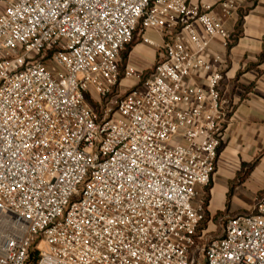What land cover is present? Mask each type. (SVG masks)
Wrapping results in <instances>:
<instances>
[{"label":"built area","instance_id":"built-area-1","mask_svg":"<svg viewBox=\"0 0 264 264\" xmlns=\"http://www.w3.org/2000/svg\"><path fill=\"white\" fill-rule=\"evenodd\" d=\"M239 1L217 0L219 16L192 0H9L0 264H264V194L215 236L195 201L231 119L210 49L232 42ZM152 31L158 60L139 83L122 54Z\"/></svg>","mask_w":264,"mask_h":264},{"label":"crops","instance_id":"crops-1","mask_svg":"<svg viewBox=\"0 0 264 264\" xmlns=\"http://www.w3.org/2000/svg\"><path fill=\"white\" fill-rule=\"evenodd\" d=\"M8 2L0 0V12ZM192 3L213 4L215 13L223 14L217 0H192ZM225 20L232 32V42L225 45L216 39L210 56L220 55L222 58L217 68L225 73L222 97L228 104L231 119L226 125L223 147L212 180L206 209L210 219L220 213L228 217L232 209L226 195L221 204H214L213 200L215 176L223 166L228 168V176L251 184L255 197L264 188V0H240L236 12ZM147 35L154 44L145 43L150 47H146L144 55L137 57L135 54L143 46L140 43L132 47L126 58V63L139 70L150 68L161 44V36L157 32H148ZM226 190L228 192L229 189ZM254 200L246 207V212L253 207Z\"/></svg>","mask_w":264,"mask_h":264},{"label":"rangeland","instance_id":"rangeland-1","mask_svg":"<svg viewBox=\"0 0 264 264\" xmlns=\"http://www.w3.org/2000/svg\"><path fill=\"white\" fill-rule=\"evenodd\" d=\"M143 45L142 48L137 50L135 53L137 57H141L144 55L146 47H150L148 44H145L141 41L138 34H136L135 44ZM130 51V47L127 46L126 50L122 54V63L121 66L124 65L125 59L127 57L128 52ZM158 53V52H157ZM158 60V54L153 60L152 65L148 69L139 70L143 74L141 76V81L139 83H143L149 76L150 72L153 70L156 62ZM48 66L53 69L52 64H48ZM138 82L137 80H125L123 82V88L129 89L130 87H133L135 83ZM227 174H229L228 168L223 166L220 171L215 176V185H214V204H221L224 200V196L226 195V200L228 199L229 206H232V209L229 212V216H234L238 213H245L246 207L251 205L253 203L255 195L253 194L251 188V184L248 185L247 181L243 180L240 181V179L235 180L234 177H230ZM244 174V173H243ZM241 174V176L243 175ZM246 176H243L242 178H245ZM225 188L229 189L225 191ZM206 189V188H205ZM203 189V187H197L198 195L195 199L196 202L202 201L206 196V191ZM264 189V188H263ZM262 189V190H263ZM203 190L205 193L203 194ZM224 191V193H223ZM258 198V194L255 197V200ZM254 200V203H255ZM254 205V204H253ZM237 207V209H236ZM228 215V214H227ZM227 217H223V215L218 214L211 220L210 224L206 227L209 229V234L212 236L219 235L221 233V230L223 228V225L225 224V220ZM203 256V255H201Z\"/></svg>","mask_w":264,"mask_h":264},{"label":"trees","instance_id":"trees-1","mask_svg":"<svg viewBox=\"0 0 264 264\" xmlns=\"http://www.w3.org/2000/svg\"><path fill=\"white\" fill-rule=\"evenodd\" d=\"M135 39H136V35L134 36V38H133V40L131 41V43L128 45V47H130V50H131L132 47L135 45ZM126 58H127V57H126ZM125 63H126V59H125L124 64H125ZM222 147H223V145H222ZM222 147H221V149H220V152H221V150H222ZM211 188H212V182H211L210 185H208V186L206 187V189H205V191H206V196H205V198H204V206L206 207V209H207L208 202H209V200H210V190H211ZM263 194H264V189L258 193V197H261Z\"/></svg>","mask_w":264,"mask_h":264}]
</instances>
